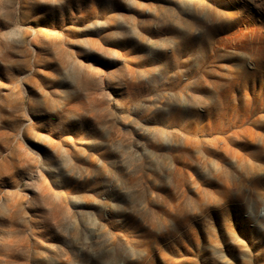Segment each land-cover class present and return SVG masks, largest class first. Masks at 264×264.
<instances>
[{
  "label": "rangeland",
  "instance_id": "374dc122",
  "mask_svg": "<svg viewBox=\"0 0 264 264\" xmlns=\"http://www.w3.org/2000/svg\"><path fill=\"white\" fill-rule=\"evenodd\" d=\"M0 264H264L262 0H0Z\"/></svg>",
  "mask_w": 264,
  "mask_h": 264
},
{
  "label": "bare ground",
  "instance_id": "6f19581e",
  "mask_svg": "<svg viewBox=\"0 0 264 264\" xmlns=\"http://www.w3.org/2000/svg\"><path fill=\"white\" fill-rule=\"evenodd\" d=\"M250 1H252V2H254V3H257V1H259V0H250ZM260 5V4H259ZM262 5L264 6V0H262ZM203 40V39H202ZM205 40V39H204ZM202 44V43H201ZM206 44V43H205Z\"/></svg>",
  "mask_w": 264,
  "mask_h": 264
}]
</instances>
